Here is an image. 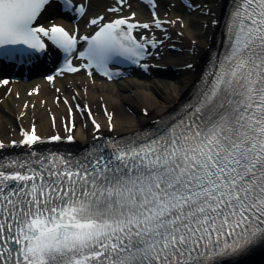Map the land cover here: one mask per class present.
I'll return each mask as SVG.
<instances>
[{
    "label": "snow or ice",
    "instance_id": "obj_1",
    "mask_svg": "<svg viewBox=\"0 0 264 264\" xmlns=\"http://www.w3.org/2000/svg\"><path fill=\"white\" fill-rule=\"evenodd\" d=\"M50 2L0 0V52L43 51L42 34L71 56L75 36L34 26ZM231 4L227 50L182 113L155 131L95 137L84 155L69 158L37 149L44 140L35 124L21 129L12 147L26 151L0 155V264H242L264 250V0ZM76 11L83 15L84 5ZM136 27L121 18L83 37L87 67L143 59ZM62 71L80 69L69 62Z\"/></svg>",
    "mask_w": 264,
    "mask_h": 264
},
{
    "label": "bare ground",
    "instance_id": "obj_2",
    "mask_svg": "<svg viewBox=\"0 0 264 264\" xmlns=\"http://www.w3.org/2000/svg\"><path fill=\"white\" fill-rule=\"evenodd\" d=\"M229 2L230 0H206L208 15L202 23L191 20L185 27H181L177 22L168 27L170 39H175L179 45L185 46L194 53L191 61L187 58L184 60L179 58L175 61L176 66L193 65L187 70V74L183 75L184 77L179 76L178 72L170 67L169 70L172 72L168 73L171 76L169 83L143 82L137 85L132 82L120 84L96 82L90 84L82 77H75L59 80L55 87L60 89L62 96L70 104H73V100H77L90 106L94 119L101 126L100 133L123 136L151 129L162 119H169L171 112H175L180 105L190 100L194 91V74L205 65L215 47L219 24L228 14L226 8ZM176 17L172 16L171 19L174 20ZM214 20L218 25H213ZM178 31L183 34L181 37L176 36ZM190 35L192 37H189ZM191 38H195L196 41ZM39 83L43 85L39 93L28 94L33 92L35 85ZM58 97L59 94L55 92V88L50 89L39 81L13 86L10 95L1 97L3 99L0 103V140L5 144L11 140H18L19 130H29L33 124L37 128V134L42 138L53 136L55 130L61 135L64 134L59 126L61 124L67 126V110L61 101L54 103ZM101 106L111 113L112 132H108ZM129 110L132 111V116L127 113ZM52 121L56 122L55 127L52 126ZM92 130L93 127L89 132L91 133ZM90 133L77 126L71 147L89 143L92 137ZM254 260L264 264V250L257 251L245 262L242 261V264H251Z\"/></svg>",
    "mask_w": 264,
    "mask_h": 264
},
{
    "label": "rangeland",
    "instance_id": "obj_3",
    "mask_svg": "<svg viewBox=\"0 0 264 264\" xmlns=\"http://www.w3.org/2000/svg\"><path fill=\"white\" fill-rule=\"evenodd\" d=\"M131 112H132L131 110L127 111V113L132 116L133 113H131Z\"/></svg>",
    "mask_w": 264,
    "mask_h": 264
}]
</instances>
